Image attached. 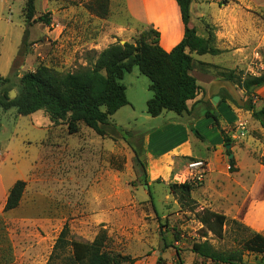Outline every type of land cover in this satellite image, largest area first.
Here are the masks:
<instances>
[{
    "label": "rangeland",
    "instance_id": "374dc122",
    "mask_svg": "<svg viewBox=\"0 0 264 264\" xmlns=\"http://www.w3.org/2000/svg\"><path fill=\"white\" fill-rule=\"evenodd\" d=\"M196 1L203 2L206 15L212 17L224 0ZM226 1L225 6L238 5L233 41L240 50L224 47L219 56L206 55L203 60L221 62L216 75L222 70L243 77L259 75L264 69V0ZM35 7V22L26 33V0H0V74L9 79L0 87V100L5 93L16 98L21 77L40 65L62 74L76 72L95 63L110 45L134 43L150 26L131 17L127 0H35ZM191 16L195 24V7ZM204 29L214 36L217 47V28L205 24ZM226 43L227 39L221 42ZM138 76L139 80L130 73L124 76L130 104L110 118L105 136L83 123L79 133L71 135L66 124L53 123L44 111L19 116L15 108L0 107V264H47L65 225L70 239L94 241L105 231L108 248L133 260L121 264H223L193 251L195 243L205 241L220 253L242 251L243 264H264V255L243 250L253 231L232 222L244 226L253 217L250 210L246 207L238 215L232 205L208 194L206 176L200 183L192 182L190 198L171 189L181 184L173 176L145 177L147 149L158 154L183 136L170 137L168 118L186 117L168 111L165 117L147 121L145 96L151 98L153 92L149 79ZM263 92L255 90L256 111L264 109ZM236 98L241 106L247 100ZM249 122L245 136L234 130L243 158L239 175L241 180L257 177L256 200L264 211V130L252 114ZM204 126L199 122L195 130L206 131ZM217 137L212 134L209 139ZM223 154L222 164L227 162L226 151ZM18 180L26 183L21 203L5 212L9 191ZM226 187L231 191L229 183ZM204 209L228 216L221 236L198 219Z\"/></svg>",
    "mask_w": 264,
    "mask_h": 264
},
{
    "label": "trees",
    "instance_id": "16d2710c",
    "mask_svg": "<svg viewBox=\"0 0 264 264\" xmlns=\"http://www.w3.org/2000/svg\"><path fill=\"white\" fill-rule=\"evenodd\" d=\"M176 1L184 24V37L170 52L160 46V32L149 26L134 43L112 44L99 54L95 63L76 72L62 74L40 65L35 71L25 73L21 77V90L18 96L11 98L5 93L4 100H0V107L5 111L15 108L19 116L44 111L53 123L66 124L71 135L79 133L80 124L83 123L96 134L105 136L107 132L104 126L108 125L110 118L130 104L122 80L126 74L138 69L141 75L149 79V90L153 92V96L146 104L149 116L157 118L168 111L178 116L188 114V101L195 99L201 89L197 79L191 74L194 68L192 54L218 55L220 50L214 47L212 34L208 33L207 37H202L191 25L193 0ZM227 3L228 1L224 0L220 5ZM35 16V0H26V33L35 22ZM42 21L50 23L49 19L42 18ZM262 57L264 65V54ZM219 75L244 90L247 100L243 106L233 98L232 101L238 107L250 111L253 118L264 126V109L256 111L253 104L255 90L264 87V69L259 75L245 77L236 75L234 71H221ZM8 82L9 79L0 74V87ZM206 117L213 119L214 126L221 129L218 116L207 111ZM191 130L202 139L197 130L193 127ZM221 133L224 144L231 145L233 142L231 137L222 129ZM226 153L229 156L232 152L227 150ZM262 164L264 165V161ZM229 165L230 172L237 171L233 158L230 159ZM193 186V183H185L171 185V189L174 192L180 191L182 198H190ZM25 187L24 181L15 182L4 206L5 212L20 205ZM198 219L205 228L218 236L222 235L223 228L229 221L227 216L209 209L202 210L198 214ZM232 222L249 229L236 220ZM68 236L69 229L65 225L47 264H121L128 260L133 262L130 258L114 253L108 248L110 238L105 231L100 232L94 241L70 239ZM192 249L214 262L243 264L242 251L239 250L220 253L215 251L208 241L195 243ZM243 250L264 255V236L253 232L245 241Z\"/></svg>",
    "mask_w": 264,
    "mask_h": 264
},
{
    "label": "crops",
    "instance_id": "0c3cea01",
    "mask_svg": "<svg viewBox=\"0 0 264 264\" xmlns=\"http://www.w3.org/2000/svg\"><path fill=\"white\" fill-rule=\"evenodd\" d=\"M236 5L237 3L235 2L227 6L222 5L220 7L219 5L218 10L215 11V15L208 17L206 15L208 9L203 5V2L198 3L196 0H193L191 13L193 7H195L197 16L195 24L192 22L191 16V25L197 29L198 35L202 37H207L204 25H214L217 28L215 37L218 40L217 47H214L220 51H223L224 47L228 50L232 49V52L236 49L238 51L240 47L236 46L233 41L235 39L234 33H237L235 30L236 16L234 15ZM127 8L131 17L136 22L149 24L160 32L159 44L165 51L170 52L183 39L184 24L180 7L176 0H127ZM223 39H227L228 41L226 46H222L221 44ZM206 55L192 54L194 68L191 74L197 79L201 89L195 99L188 101L189 113L184 116L186 120L181 121L177 117L168 118L171 120V122H168V127H171L170 131L173 133L170 137L173 139L178 134H182L183 136H180V139L178 138L173 145L166 147L158 154H152L147 149L144 159L146 168L144 172L146 174L144 173V175L150 180L158 178L171 179L172 176L174 177L175 174L184 170L186 167L185 163H189L190 158L205 161L207 163V172L204 190L208 194L214 193L218 199L232 205L237 210L238 215L245 211L247 207L253 217L249 221H245L244 225L254 233H260L264 236V211L259 206V201L256 200L255 194L257 177L252 176L241 180L239 173L242 172L243 167L242 152L240 147L234 142L238 138L234 130H238L241 132V136H245L246 130L242 131L238 128L240 124H245V128L248 129L246 123H250L251 114L250 111H244L243 108L235 105L232 98L238 101L237 96L244 98V100L247 97H245V92L240 87L224 79L219 74L216 75L214 73L215 69L221 70L220 67H223V65H221L220 61H204L203 57ZM196 56H199V58L196 59ZM212 56H219V54ZM130 75H134L138 80L140 79L138 69H134ZM260 89L263 91L264 87ZM215 96L219 97L218 102H214ZM149 99L150 96L147 94L145 96L146 104ZM207 111L219 117L221 129L233 141L231 145L226 146L224 144L221 129L214 126L213 119L206 117ZM165 115L167 114H162L160 118L165 117ZM150 118L152 117L145 116L147 121ZM153 119H159V117ZM244 119L247 121L246 123ZM199 122H205L204 127L206 131L197 130L202 139L197 137L191 130V127L194 129L198 128ZM254 126L256 127V125ZM229 128L231 129L230 132H228ZM260 129L263 131L264 126L261 125ZM249 131L250 128L247 132ZM212 134H216L218 137L216 139H209ZM162 141L163 139L160 140L159 138L156 143L160 144ZM151 142L152 138L148 135L146 137L148 148L151 147ZM144 149V147H141V150ZM227 150H231L232 153L229 156L226 155L227 162L222 164L223 151ZM232 158L235 160L234 168L237 170L235 172H230L229 161ZM233 173L238 174V176L233 175ZM228 183L232 187L231 191L227 187L223 189ZM238 222L241 223V221Z\"/></svg>",
    "mask_w": 264,
    "mask_h": 264
},
{
    "label": "built area",
    "instance_id": "2783aa9c",
    "mask_svg": "<svg viewBox=\"0 0 264 264\" xmlns=\"http://www.w3.org/2000/svg\"><path fill=\"white\" fill-rule=\"evenodd\" d=\"M245 124L239 125V130L245 131ZM207 172V163L203 160L190 161L182 172L174 175V179L181 184L200 183L203 181Z\"/></svg>",
    "mask_w": 264,
    "mask_h": 264
},
{
    "label": "water",
    "instance_id": "95a60500",
    "mask_svg": "<svg viewBox=\"0 0 264 264\" xmlns=\"http://www.w3.org/2000/svg\"><path fill=\"white\" fill-rule=\"evenodd\" d=\"M122 44H124V43H122ZM219 101V97L218 96H215L214 97V102H218Z\"/></svg>",
    "mask_w": 264,
    "mask_h": 264
}]
</instances>
